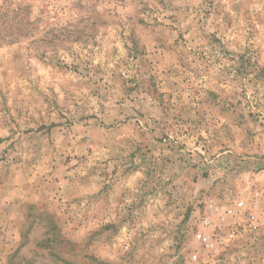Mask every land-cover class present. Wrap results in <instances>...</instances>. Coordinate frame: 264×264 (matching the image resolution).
<instances>
[{
  "label": "rangeland",
  "instance_id": "rangeland-1",
  "mask_svg": "<svg viewBox=\"0 0 264 264\" xmlns=\"http://www.w3.org/2000/svg\"><path fill=\"white\" fill-rule=\"evenodd\" d=\"M0 264H264V0H0Z\"/></svg>",
  "mask_w": 264,
  "mask_h": 264
},
{
  "label": "built area",
  "instance_id": "built-area-1",
  "mask_svg": "<svg viewBox=\"0 0 264 264\" xmlns=\"http://www.w3.org/2000/svg\"><path fill=\"white\" fill-rule=\"evenodd\" d=\"M251 218L253 219V216H251Z\"/></svg>",
  "mask_w": 264,
  "mask_h": 264
},
{
  "label": "trees",
  "instance_id": "trees-1",
  "mask_svg": "<svg viewBox=\"0 0 264 264\" xmlns=\"http://www.w3.org/2000/svg\"><path fill=\"white\" fill-rule=\"evenodd\" d=\"M58 256H56V258H57ZM60 259V258H59Z\"/></svg>",
  "mask_w": 264,
  "mask_h": 264
}]
</instances>
